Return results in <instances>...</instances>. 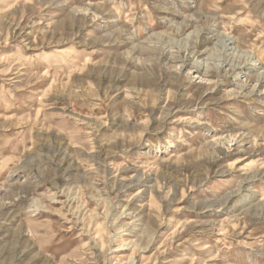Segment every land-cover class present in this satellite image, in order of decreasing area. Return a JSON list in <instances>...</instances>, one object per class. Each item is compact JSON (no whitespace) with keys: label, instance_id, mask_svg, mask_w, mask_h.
<instances>
[{"label":"rangeland","instance_id":"374dc122","mask_svg":"<svg viewBox=\"0 0 264 264\" xmlns=\"http://www.w3.org/2000/svg\"><path fill=\"white\" fill-rule=\"evenodd\" d=\"M0 264H264V0H0Z\"/></svg>","mask_w":264,"mask_h":264},{"label":"bare ground","instance_id":"6f19581e","mask_svg":"<svg viewBox=\"0 0 264 264\" xmlns=\"http://www.w3.org/2000/svg\"><path fill=\"white\" fill-rule=\"evenodd\" d=\"M121 32V31H120ZM200 63H198V61L197 62H193L192 64H191V67L192 68H194V69H196V70H198L199 69V67H200V65H199ZM202 64V63H201ZM234 194V193H233Z\"/></svg>","mask_w":264,"mask_h":264}]
</instances>
